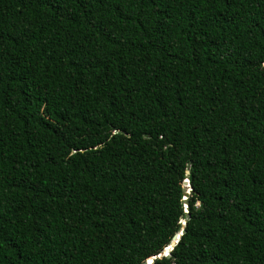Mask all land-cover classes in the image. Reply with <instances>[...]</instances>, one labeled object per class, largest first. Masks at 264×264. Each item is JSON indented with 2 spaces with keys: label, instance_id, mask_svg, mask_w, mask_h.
Masks as SVG:
<instances>
[{
  "label": "trees",
  "instance_id": "trees-1",
  "mask_svg": "<svg viewBox=\"0 0 264 264\" xmlns=\"http://www.w3.org/2000/svg\"><path fill=\"white\" fill-rule=\"evenodd\" d=\"M177 233L152 264H264V0H0V264Z\"/></svg>",
  "mask_w": 264,
  "mask_h": 264
},
{
  "label": "water",
  "instance_id": "water-1",
  "mask_svg": "<svg viewBox=\"0 0 264 264\" xmlns=\"http://www.w3.org/2000/svg\"><path fill=\"white\" fill-rule=\"evenodd\" d=\"M185 175L187 176L188 175V171L186 170L185 171ZM186 181L183 183V187L185 188L186 187ZM188 191H183V205H184V212H185V219L188 218V213H187V206H186V200H185V196L187 195ZM182 225H184V221L181 222ZM180 233H177V234H174L170 240V245L168 247H166L165 250H163L159 255H156V256H153L145 261H143L141 264H152L153 261L155 259H158L160 258L161 256H165L167 257L168 256V251L171 249L172 245H174L179 237Z\"/></svg>",
  "mask_w": 264,
  "mask_h": 264
}]
</instances>
